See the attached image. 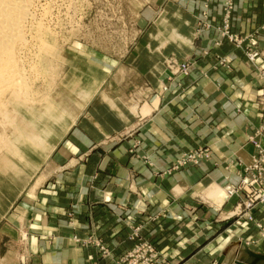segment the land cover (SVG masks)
Segmentation results:
<instances>
[{
  "label": "crops",
  "instance_id": "crops-1",
  "mask_svg": "<svg viewBox=\"0 0 264 264\" xmlns=\"http://www.w3.org/2000/svg\"><path fill=\"white\" fill-rule=\"evenodd\" d=\"M207 1L209 21L216 25L220 0ZM166 2L160 21L114 66L86 62L104 74L103 82L18 196L23 198L16 197L0 218L15 208L0 228V264H20L18 255L29 257L28 264H115L131 246L130 226L137 225L171 264L251 260L244 243L259 238L255 224L264 228V205L252 212V222L229 218L236 200L224 201L221 188L237 182L235 160L250 163L254 149L247 136L259 123L260 87L241 52L226 41L213 48L216 31L192 35L205 9L200 0ZM262 2L237 0L233 24L242 34L264 25ZM155 15L160 16L155 11L149 21ZM259 44L261 64L264 27ZM211 48L214 53L206 57ZM219 54L233 71L210 69ZM171 55L192 58L190 75L159 90ZM201 147L210 151L207 162L167 174L183 152ZM20 217L22 226L16 224ZM88 235L100 239L108 255L73 241ZM249 248L264 255L262 243Z\"/></svg>",
  "mask_w": 264,
  "mask_h": 264
},
{
  "label": "rangeland",
  "instance_id": "rangeland-1",
  "mask_svg": "<svg viewBox=\"0 0 264 264\" xmlns=\"http://www.w3.org/2000/svg\"><path fill=\"white\" fill-rule=\"evenodd\" d=\"M200 2L203 7L205 6V9L200 16L195 18L192 35L197 37L202 30L216 31L219 37L217 42H214L213 48L220 47L226 41L234 50L241 52L250 66L249 76H252L251 79L259 84L257 100L259 123L247 136V141L254 149L251 154L252 158L255 153V143L264 146V63H259V59L263 57L259 44V33L264 25L253 33L242 34L238 31L233 24L237 0H220L217 24L214 25L209 21L210 1L200 0ZM166 4V0H38L34 10L35 20L43 25L46 39L44 38L41 46H37L29 38L28 46L21 55L24 65L26 63V70L29 67H34L32 68L34 73L30 74L31 71L29 73V81L32 86L26 97L28 99H20L16 93L10 90V92L7 91L10 98L6 99L7 103L4 104V108H0L2 114V116L0 114V125L2 124L0 130L3 131L0 134L3 136H0V218L30 182L26 187L29 188L32 184V177L47 161L57 142L75 123L79 114L103 82L104 74L93 70L91 66H97V60L103 67L114 66L116 59L127 55L131 47L143 37L150 25L160 21ZM155 11L160 16L155 15L149 21ZM262 12L264 17V0ZM139 18L142 20L139 21ZM213 50L205 52L204 55L208 57ZM191 59V57H185L183 60H179L174 55L168 56L164 62L166 70L159 80L161 83L159 90L161 88L166 90L167 84L188 77L193 66V63L188 61ZM182 63L188 64L189 74L181 75L176 72V66ZM210 69L229 73L234 70V66L225 56L219 54L216 63H211ZM144 87L145 90L148 89V86ZM4 124L7 126L5 125V127ZM199 150L210 152L206 147L183 152L173 162L167 174L191 166L198 167L207 162L210 156L199 163L179 164L183 156ZM249 164H242L240 160H235L231 166L237 168L238 180L234 184L224 185L221 190L226 197L224 201L231 198L236 200L233 211L228 217L243 218L252 222L254 221L253 213L248 215L242 212V207L249 201L245 191L239 190L237 196H228L225 193L227 185H235L240 182L243 168ZM229 167L226 165L225 169L227 170ZM37 185L38 183L29 189L30 197ZM223 194L221 197H224ZM21 198L23 195L20 196L19 201ZM262 205L264 204L259 205L258 203L251 208V211L253 212ZM240 207L241 213L237 212ZM14 209L5 215V219L0 222V228L10 223L6 219L14 213ZM249 216L251 217L249 218ZM72 219L73 215L70 214L69 225L72 224ZM19 222H22L21 217L18 218L16 224L22 226V223ZM255 228L259 232V238L244 243L248 250H251L249 247L257 246L260 243L264 244L262 224L256 223ZM141 230L142 226L140 225L130 226L128 241L131 242V246L115 260V264L127 257L128 253L142 242L154 247L153 243L142 238ZM10 234L11 232H8V235ZM21 234L19 245L24 250L28 243L26 230L21 231ZM73 241L80 248H95L100 255H108L109 249L100 239L93 236L74 237ZM95 241H99L103 249L96 246ZM156 252L159 253V264H171L167 256L158 250ZM17 258L21 262L20 264H28V260H30L27 256L18 255ZM236 260L238 258L234 259L232 264ZM221 263L223 264V262Z\"/></svg>",
  "mask_w": 264,
  "mask_h": 264
},
{
  "label": "bare ground",
  "instance_id": "bare-ground-1",
  "mask_svg": "<svg viewBox=\"0 0 264 264\" xmlns=\"http://www.w3.org/2000/svg\"><path fill=\"white\" fill-rule=\"evenodd\" d=\"M37 2L38 0H0V108H4V104L7 103L6 99L10 98V94L7 93L10 90L16 93L20 99H28L26 97L32 86L29 81V73L30 71V74L34 73L32 70L34 67H29L26 70V63L24 65L21 55L28 46L29 38L37 46H41L44 38L46 39L43 25L35 20L34 10ZM29 35L31 36L28 37ZM36 78L38 79V77ZM225 193L227 192L225 191Z\"/></svg>",
  "mask_w": 264,
  "mask_h": 264
},
{
  "label": "built area",
  "instance_id": "built-area-1",
  "mask_svg": "<svg viewBox=\"0 0 264 264\" xmlns=\"http://www.w3.org/2000/svg\"><path fill=\"white\" fill-rule=\"evenodd\" d=\"M230 1V0H229ZM188 64H178L176 72L181 75L189 74ZM208 151L199 150L185 155L179 161V164L199 163L209 158ZM240 182L235 185H227L225 187L228 196L239 195L238 191L243 189L249 201L242 208L244 214L251 215V208L259 203L264 204V146L255 143V153L251 158V163L245 165L241 173ZM251 175V178H250ZM242 184V185H241ZM244 188H243V187ZM242 203V202H241ZM241 213V207L237 209ZM251 216H249L250 218ZM96 246L103 249L99 241L94 242ZM159 253L155 248L146 242H142L135 246L127 257L121 259L117 264H159Z\"/></svg>",
  "mask_w": 264,
  "mask_h": 264
},
{
  "label": "water",
  "instance_id": "water-1",
  "mask_svg": "<svg viewBox=\"0 0 264 264\" xmlns=\"http://www.w3.org/2000/svg\"><path fill=\"white\" fill-rule=\"evenodd\" d=\"M245 254L250 257V261H245L243 259L241 260H236L233 264H258L261 261H264V255H257L245 248Z\"/></svg>",
  "mask_w": 264,
  "mask_h": 264
}]
</instances>
